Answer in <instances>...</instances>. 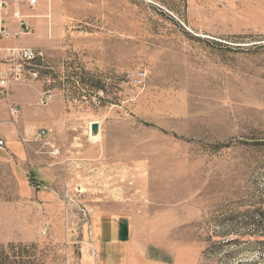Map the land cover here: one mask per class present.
Listing matches in <instances>:
<instances>
[{
	"label": "rangeland",
	"instance_id": "374dc122",
	"mask_svg": "<svg viewBox=\"0 0 264 264\" xmlns=\"http://www.w3.org/2000/svg\"><path fill=\"white\" fill-rule=\"evenodd\" d=\"M54 8L52 44L33 26L11 44L50 60L40 80L18 86L37 95L59 181L49 193L32 181L46 196L23 228L31 237L0 242L16 245L7 254L93 264L90 219L117 210L146 219L192 264H264V0Z\"/></svg>",
	"mask_w": 264,
	"mask_h": 264
},
{
	"label": "crops",
	"instance_id": "0c3cea01",
	"mask_svg": "<svg viewBox=\"0 0 264 264\" xmlns=\"http://www.w3.org/2000/svg\"><path fill=\"white\" fill-rule=\"evenodd\" d=\"M55 1L37 0L34 9H23V13L32 20L31 27L37 28V37L42 44L54 41L53 35L44 33V26L47 4L50 3L52 15ZM50 17L53 22L54 15ZM30 92L27 87L14 85L6 97H0V138L6 142L0 148L2 243L25 241L31 237L23 228L31 225L32 209L36 220L38 201L46 196L44 190L35 189L32 181L42 183L48 193L56 188L59 181L56 157L47 146L52 142L45 136L38 137L37 95ZM14 103L20 107L18 117L10 111ZM90 227L93 264H192L184 249L172 241L158 238L150 222L133 213L97 211L90 219Z\"/></svg>",
	"mask_w": 264,
	"mask_h": 264
},
{
	"label": "built area",
	"instance_id": "2783aa9c",
	"mask_svg": "<svg viewBox=\"0 0 264 264\" xmlns=\"http://www.w3.org/2000/svg\"><path fill=\"white\" fill-rule=\"evenodd\" d=\"M25 6L34 9L37 0H0V97L7 96L13 85L31 84L40 80L43 70L50 67V60L42 49L11 44L31 33L32 27L23 13ZM50 93L45 92L47 96L42 100L43 104L51 96ZM10 111L14 117H18L20 107L13 104ZM49 134V130H42L38 137ZM5 144V140L0 138V148ZM52 153L56 155L58 150L54 149ZM33 184L37 189L45 187L40 182L34 181Z\"/></svg>",
	"mask_w": 264,
	"mask_h": 264
},
{
	"label": "trees",
	"instance_id": "16d2710c",
	"mask_svg": "<svg viewBox=\"0 0 264 264\" xmlns=\"http://www.w3.org/2000/svg\"><path fill=\"white\" fill-rule=\"evenodd\" d=\"M16 249V245L9 244L8 246H2L0 245V264H31L29 261L18 259L17 256L19 255H9L7 254V250H14ZM17 258V259H15ZM35 264V263H32Z\"/></svg>",
	"mask_w": 264,
	"mask_h": 264
},
{
	"label": "water",
	"instance_id": "95a60500",
	"mask_svg": "<svg viewBox=\"0 0 264 264\" xmlns=\"http://www.w3.org/2000/svg\"><path fill=\"white\" fill-rule=\"evenodd\" d=\"M99 130H100V127L98 123L95 122L91 124V136L92 137H97L99 135Z\"/></svg>",
	"mask_w": 264,
	"mask_h": 264
},
{
	"label": "bare ground",
	"instance_id": "6f19581e",
	"mask_svg": "<svg viewBox=\"0 0 264 264\" xmlns=\"http://www.w3.org/2000/svg\"><path fill=\"white\" fill-rule=\"evenodd\" d=\"M94 139V138H93ZM96 139V138H95Z\"/></svg>",
	"mask_w": 264,
	"mask_h": 264
}]
</instances>
